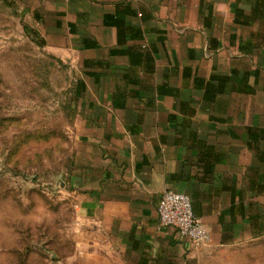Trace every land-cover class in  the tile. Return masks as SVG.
<instances>
[{
  "label": "crops",
  "instance_id": "crops-1",
  "mask_svg": "<svg viewBox=\"0 0 264 264\" xmlns=\"http://www.w3.org/2000/svg\"><path fill=\"white\" fill-rule=\"evenodd\" d=\"M74 74L76 264H264V0H9ZM188 195L210 234L160 226Z\"/></svg>",
  "mask_w": 264,
  "mask_h": 264
},
{
  "label": "rangeland",
  "instance_id": "rangeland-1",
  "mask_svg": "<svg viewBox=\"0 0 264 264\" xmlns=\"http://www.w3.org/2000/svg\"><path fill=\"white\" fill-rule=\"evenodd\" d=\"M34 30L0 0V264H76L74 74Z\"/></svg>",
  "mask_w": 264,
  "mask_h": 264
},
{
  "label": "built area",
  "instance_id": "built-area-1",
  "mask_svg": "<svg viewBox=\"0 0 264 264\" xmlns=\"http://www.w3.org/2000/svg\"><path fill=\"white\" fill-rule=\"evenodd\" d=\"M157 209L159 225L175 229L193 248H202L209 243V231L194 214L188 195L166 188Z\"/></svg>",
  "mask_w": 264,
  "mask_h": 264
},
{
  "label": "trees",
  "instance_id": "trees-1",
  "mask_svg": "<svg viewBox=\"0 0 264 264\" xmlns=\"http://www.w3.org/2000/svg\"><path fill=\"white\" fill-rule=\"evenodd\" d=\"M30 31H31V29H30ZM32 32V31H31ZM35 34V33H34ZM36 35V34H35ZM39 43L41 44V45H44V41L41 39V38H39Z\"/></svg>",
  "mask_w": 264,
  "mask_h": 264
}]
</instances>
